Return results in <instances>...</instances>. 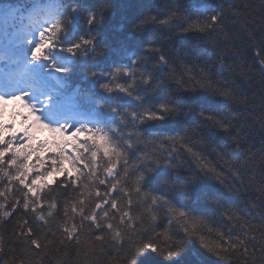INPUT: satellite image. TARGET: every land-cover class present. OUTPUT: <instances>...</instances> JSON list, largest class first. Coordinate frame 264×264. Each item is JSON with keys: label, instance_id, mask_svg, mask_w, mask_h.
<instances>
[{"label": "trees", "instance_id": "trees-1", "mask_svg": "<svg viewBox=\"0 0 264 264\" xmlns=\"http://www.w3.org/2000/svg\"><path fill=\"white\" fill-rule=\"evenodd\" d=\"M85 6L120 123L0 139V264H264V0Z\"/></svg>", "mask_w": 264, "mask_h": 264}]
</instances>
